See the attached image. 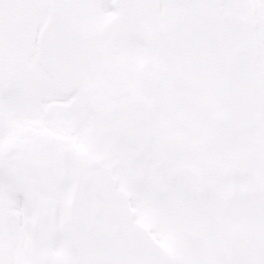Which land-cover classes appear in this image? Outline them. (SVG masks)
Masks as SVG:
<instances>
[{"label": "snow or ice", "instance_id": "6c2138e0", "mask_svg": "<svg viewBox=\"0 0 264 264\" xmlns=\"http://www.w3.org/2000/svg\"><path fill=\"white\" fill-rule=\"evenodd\" d=\"M0 264H264V0H0Z\"/></svg>", "mask_w": 264, "mask_h": 264}]
</instances>
